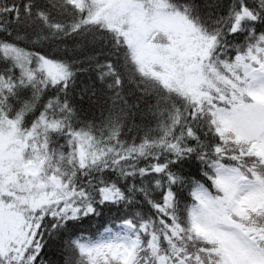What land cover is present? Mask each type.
<instances>
[{
    "label": "snow or ice",
    "instance_id": "obj_1",
    "mask_svg": "<svg viewBox=\"0 0 264 264\" xmlns=\"http://www.w3.org/2000/svg\"><path fill=\"white\" fill-rule=\"evenodd\" d=\"M0 264H264V0H0Z\"/></svg>",
    "mask_w": 264,
    "mask_h": 264
}]
</instances>
